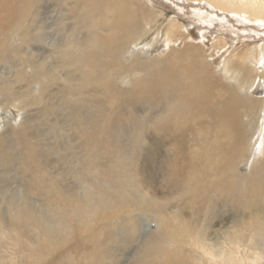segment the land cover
I'll use <instances>...</instances> for the list:
<instances>
[{
  "label": "bare ground",
  "instance_id": "bare-ground-1",
  "mask_svg": "<svg viewBox=\"0 0 264 264\" xmlns=\"http://www.w3.org/2000/svg\"><path fill=\"white\" fill-rule=\"evenodd\" d=\"M185 1L211 6L193 11L206 23L219 9L264 26V0ZM163 8L154 0H0V67L17 83L0 73L1 105L12 104L17 120L21 97L34 93L26 106L54 97L46 109L60 106L66 116L58 129L78 144L74 172L85 187L63 188L49 173L47 222L31 203L0 200V237L10 252L0 264H47L75 233L93 229L100 239L108 217L138 205L161 211L146 238L147 263L192 264L188 246L196 264H264V214L256 212L264 203V39L246 40L217 71L203 42L178 46L192 31ZM159 43V57L141 55ZM229 43L223 37L214 46ZM35 130L28 115L5 140L38 191V148L49 138ZM150 136L161 138L162 150ZM257 156L256 171L244 176L241 165ZM229 208L226 226L209 232Z\"/></svg>",
  "mask_w": 264,
  "mask_h": 264
},
{
  "label": "rangeland",
  "instance_id": "rangeland-1",
  "mask_svg": "<svg viewBox=\"0 0 264 264\" xmlns=\"http://www.w3.org/2000/svg\"><path fill=\"white\" fill-rule=\"evenodd\" d=\"M154 1L158 6L164 7L165 10H167L171 14V16H174V12H177L182 18L187 21V27L189 31L192 32L190 34H187L181 44L179 42L178 46L183 47L185 42L189 41L195 43L203 42L204 44H202L205 45L204 47L206 53L202 49L200 52L202 53L203 51L207 55L210 54L209 60L211 63L213 62V67L217 71L223 66L225 62L224 58H227L230 53L232 54V51H237L240 48H244V42L246 40L253 41L264 39V26H259L256 23L246 21L243 22L238 19L237 16H235L233 13H230L228 11L215 9L219 16H215L214 14H212V16L210 15V17L214 20L217 18V20H215L213 24L209 21L207 23L201 21L199 18H197L198 16H196L194 12L197 7L200 8L201 13L206 9H210L209 7L211 6L207 3L203 6V4H198V2L196 1L192 3L193 7H196L192 8V6L188 5L191 3H188L185 0ZM181 6H186V10L189 9L190 12H185L184 10L182 11L181 9H179L182 8ZM211 10L213 9L211 8ZM220 19L224 20V22H221ZM225 22L227 25L225 24ZM201 32H205L208 35L207 39L201 38ZM157 37L160 40V36ZM219 37H224L229 40L230 43L228 44V46L226 45L222 48H218L219 46H214V43H219ZM160 44L163 43L157 44L158 47L156 46L153 51L151 50L148 52H144L141 53V55L144 58L154 56L155 58L159 57L164 49L162 45L160 46ZM230 44H234V46L231 45V47ZM149 52H152V54ZM215 54L217 55V57ZM253 62H256V60L253 59ZM262 62L263 61H258V63H261V70L263 71L262 74H264V66L262 65ZM8 67L12 68V65L9 64ZM0 68L1 75L4 74L2 75L3 79L9 78L11 82L13 81L16 83L15 77L13 73L11 74L9 68ZM222 72L220 73V75H224V73ZM58 74L60 75V73ZM130 79L132 78L130 77ZM14 87L16 90L19 89L18 85H14ZM57 87V84L49 87V90L46 93L48 95L47 97H49L50 94H55V92H57ZM33 95L34 93L32 92V94H30L29 96L27 95L28 97L26 96L18 99L19 101H17V103L20 102L19 104L21 105V108H17L20 115V117H16L17 120H14L15 116H12V114L9 112L10 109L13 108L12 104H5L2 106L0 98V107H2L0 108V133L4 137H2V140H4L3 142L5 146V148L3 147L4 149H2V144L0 145V200L3 202H7L8 200L18 199L21 202L31 203V206L38 210L37 215L42 217L43 220L47 222V218L49 217L48 213H50L48 211V208L46 207V200L49 196L47 195L49 189L48 180L51 176L49 173L52 174L54 172L53 174H55L59 184L63 188H69L77 192H83L85 187L83 188L80 185L82 184V181L80 180L76 172H74L75 169L80 166V161H78V157L80 155L78 152H80V149L79 147L75 148L76 146H78V144L77 142H71L70 138L68 137L69 135L58 129L61 124L60 122L66 118V116H62L61 114V111L59 109L61 107H57L56 105L53 106L55 108L52 107V110L46 109L50 104H53V102L56 101L54 97H52L53 99H48L49 102L44 100L40 101L39 104L37 103L35 105L26 106L25 103L34 100ZM35 95L38 94L36 93ZM28 98L30 101L28 100ZM13 109L16 110V108ZM28 115H32V121H34V123L36 124L35 135L38 136V138H43L46 140L49 138L47 141H45V145L38 148L41 156V164L40 162L37 163L39 168L41 169L40 171L43 170L41 173L40 171L38 173V175L42 176V178L40 179V185L42 189L38 190L41 193L31 188V185L29 184L30 174L24 171V167L20 165L19 159L16 156L14 157V155H12L13 153H16L15 151H17L18 149L16 150L15 147V149L13 150V148L10 147L12 145L5 140L11 138L12 132H14L15 129L18 130L22 126V124L27 120ZM125 137L128 136L125 135ZM160 139L161 138L153 139L152 136H150L149 145L153 144L157 147L158 150H162L164 144L159 142ZM9 147L12 148V150ZM6 148H8V151ZM11 151H13V153ZM8 152H10L11 154ZM262 159L263 157L257 156L254 161L251 159L247 164H245L246 166L242 164V167H240L242 168V170L240 172H242L244 176L251 175L253 171H256V167ZM160 180L161 178H159V181ZM244 187L245 188L243 190H246V185H244ZM15 194H18V196ZM250 195H252V193L249 192L248 197H251ZM136 197L138 198V200L140 199L138 195H136ZM254 197L256 196H252V198ZM260 207L262 210L260 209ZM262 207H264V203H261L257 206L258 209H256V212L259 214H264V208ZM161 208H163V212L167 210L163 206ZM232 210L233 209L229 208L227 212L221 213L220 209L219 213H217V216L220 215V217H217L218 219L214 220L213 224L211 225L212 228L208 229L209 232H211L215 228L220 227L222 223L224 226H226L227 221H229V219L231 218ZM154 211L148 212L146 210H143L141 208V205H138V209L134 207V209H132L131 211L119 212L118 214H116L117 216L114 215L108 217L104 221L105 225L103 227V236L100 239L96 237L94 233L95 231L93 229L84 231V233L80 232V234L75 233L72 241L68 240L64 242V244L60 247V249H58L57 253L54 256V252L48 256L47 264H157L147 263L145 261L146 255L144 252L147 242V236L152 235L156 229V225L153 224L152 216H157L159 212H161L158 209ZM245 219H249L247 214L245 216ZM3 245H6V240L0 237V261L5 255L10 254L9 250H7L8 252L6 250L4 252V248L2 247ZM185 248L187 254L189 253L187 259L189 258V261L192 262V264L198 263L199 261L194 260L196 259V255L191 254L193 253L191 248L188 246H186ZM101 252H103V254H100Z\"/></svg>",
  "mask_w": 264,
  "mask_h": 264
}]
</instances>
